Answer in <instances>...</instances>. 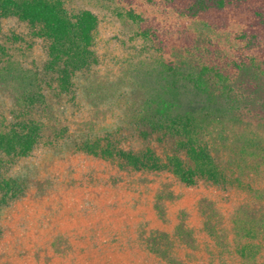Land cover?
<instances>
[{"label": "rangeland", "instance_id": "obj_1", "mask_svg": "<svg viewBox=\"0 0 264 264\" xmlns=\"http://www.w3.org/2000/svg\"><path fill=\"white\" fill-rule=\"evenodd\" d=\"M62 2L97 17V63L75 77L73 95L46 92L47 107L37 114L43 135L28 156L12 163L0 156V173L26 187L23 197L0 207V264H264V121L209 124L205 142L225 174L222 187L203 180L185 185L168 171H135L74 147L105 135L116 146L139 147L131 124L142 92L131 70L166 57L142 35L141 24L192 31L201 24L176 16L162 0ZM234 31L216 34L225 48ZM44 47L24 22L0 21V69H40ZM16 111L0 84V130ZM241 205L235 227L231 218ZM156 232L170 242L158 236L159 253L149 245Z\"/></svg>", "mask_w": 264, "mask_h": 264}, {"label": "trees", "instance_id": "obj_2", "mask_svg": "<svg viewBox=\"0 0 264 264\" xmlns=\"http://www.w3.org/2000/svg\"><path fill=\"white\" fill-rule=\"evenodd\" d=\"M162 4L178 17L199 22L202 29L141 24L142 35L166 55L131 70L133 85L142 92L131 124L133 138L141 145L133 150L116 146L105 135L81 140L74 147L118 159L135 171H168L185 185L203 180L222 187L226 177L205 135L217 120L264 121V0H162ZM9 17L24 22L44 41L46 56L37 70L13 64L0 69V84L17 109L0 130V156L12 163L40 143L44 124L37 114L47 107L46 92H57V98L73 95L75 77L97 63L93 50L97 17L86 9L68 10L62 0H0V21ZM232 26L236 31L225 48L216 34ZM154 143L164 150L163 157ZM25 193L23 180L0 173V207ZM242 211L244 205L232 215L235 227L242 221ZM203 218L207 226L206 210ZM158 236L170 243L165 233L156 232L149 240L155 253L161 245Z\"/></svg>", "mask_w": 264, "mask_h": 264}]
</instances>
